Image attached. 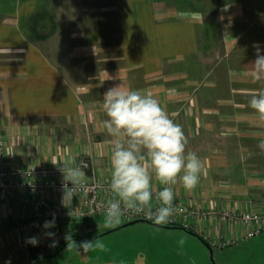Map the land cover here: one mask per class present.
I'll return each mask as SVG.
<instances>
[{"label": "crops", "instance_id": "crops-1", "mask_svg": "<svg viewBox=\"0 0 264 264\" xmlns=\"http://www.w3.org/2000/svg\"><path fill=\"white\" fill-rule=\"evenodd\" d=\"M198 1L202 6L177 9L162 0H0L7 165L62 166L86 156L87 177L108 182L112 138L102 100L121 85L151 91L202 161L199 184L190 191L175 185L176 198L197 210H263L264 116L248 101L264 91L250 71L253 45L264 54V0ZM206 7L216 15L209 21ZM152 186L163 189L155 177ZM22 206L0 196V254L10 238L16 247ZM196 221L203 235L225 228L212 218Z\"/></svg>", "mask_w": 264, "mask_h": 264}, {"label": "clouds", "instance_id": "clouds-1", "mask_svg": "<svg viewBox=\"0 0 264 264\" xmlns=\"http://www.w3.org/2000/svg\"><path fill=\"white\" fill-rule=\"evenodd\" d=\"M253 47L256 58L251 64V77L254 81L264 82V54H261L259 44ZM104 73L111 79L107 72ZM248 103L255 112L264 116V91L252 94ZM102 108L106 116L102 125L112 138L109 155L111 174L105 189L112 195L101 205L104 226L111 228L121 223L125 215H143L158 226L172 222L173 217L183 211L182 206L174 203V186L182 184L186 190H193L200 182L203 168L200 157L187 151L188 138L182 126L148 90L121 85L110 87L103 95ZM259 147L264 149V141ZM85 168L83 161L80 164L75 160L62 164L61 202L64 206H70L77 193L88 191ZM154 177L163 185L162 190L153 188ZM99 187L104 188L103 185ZM54 227L55 216L43 224L44 229ZM45 235L53 240L50 247L58 246L55 232L48 231ZM65 241L66 251L80 255L105 247L98 238L77 243L66 235ZM26 243L36 246L39 241L30 237Z\"/></svg>", "mask_w": 264, "mask_h": 264}, {"label": "built area", "instance_id": "built-area-1", "mask_svg": "<svg viewBox=\"0 0 264 264\" xmlns=\"http://www.w3.org/2000/svg\"><path fill=\"white\" fill-rule=\"evenodd\" d=\"M6 143L0 139V196L4 198L14 197L23 206L18 212V235L16 246L18 249L28 250L30 247L49 245L52 239L46 237L45 232H55V239L59 243L65 240L66 235H85L90 232L88 227L62 225L61 221H83L94 215H103L101 205L109 198L111 193L106 191L108 182L88 177V191L79 192L74 196L70 206L62 204V181L60 168L62 166H8L5 159ZM86 164L85 171L90 168L89 158L83 156L80 162ZM99 185H103L102 189ZM69 187L71 185L69 184ZM30 193L31 198L23 195ZM174 203L182 206L183 211L177 213L172 222L166 225H177L195 232L199 226L197 219L201 222L209 218L218 220L225 228L218 235L207 234L201 237L212 247H226L246 238L253 237L264 232V209L259 211L235 212L228 209H206L197 210L188 208L178 198ZM31 206V208H29ZM155 206V201H154ZM55 216V227L44 229L43 224ZM31 219L32 221H29ZM145 219L143 215H125L122 220ZM147 220V219H145ZM226 229H233L232 234H226ZM36 237L39 243L36 246L26 243L28 238ZM58 243V244H59Z\"/></svg>", "mask_w": 264, "mask_h": 264}, {"label": "rangeland", "instance_id": "rangeland-1", "mask_svg": "<svg viewBox=\"0 0 264 264\" xmlns=\"http://www.w3.org/2000/svg\"><path fill=\"white\" fill-rule=\"evenodd\" d=\"M203 1L208 6L210 5V0ZM162 2L167 7L177 9L202 6L198 0H162ZM215 3H217L216 0ZM210 8L202 9L208 13L204 15L205 21L216 17L215 13L209 10ZM58 42H65V37L59 39ZM64 44L69 45L71 49V44ZM214 48L218 50L219 54L222 51L219 44H214ZM46 54L48 55L50 52L47 51ZM76 61H80V59L77 58ZM207 62L209 63V61ZM262 85L263 82L254 81V86L262 87ZM125 222L122 220L121 223L113 227ZM63 224L66 227H88L90 232L86 235H98L113 228L104 226L103 215H94L83 221H65ZM195 233L200 237L203 235L202 231ZM11 239L12 243L4 246L2 254H0L1 263L29 264L31 261H29L30 258L26 250L15 247ZM98 239L104 243L103 249H95L80 255L74 251H66V246H64L51 257L36 259L34 264H264V232L230 246L222 248L212 246L214 263L210 259L207 247L200 239L177 229L136 223L102 235ZM53 251V249L47 250L45 255L51 254Z\"/></svg>", "mask_w": 264, "mask_h": 264}, {"label": "water", "instance_id": "water-1", "mask_svg": "<svg viewBox=\"0 0 264 264\" xmlns=\"http://www.w3.org/2000/svg\"><path fill=\"white\" fill-rule=\"evenodd\" d=\"M136 223H146V224H150V225H153V226H157V227H161V228H170V229H177V230H181V231H184V232H186V233H188V234H190V235H192V236H195V237H197L198 239H200L203 243H204V245L207 247V249H208V252H209V256H210V259H211V261L213 262V259H212V247L202 238V237H200L199 235H197L194 231H192V230H189V229H185V228H183V227H181V226H177V225H166V224H164V225H155L152 221H149V220H145V219H133V220H130V221H126L125 223H122L121 225H118V226H115V227H113V228H111V229H108V230H106V231H104V232H102V233H100V234H98V235H94V236H92V237H90V238H88V239H79V238H75V237H72V239L74 240V241H79V242H81V241H91V240H94L95 238H98V237H100V236H102V235H105V234H108V233H111V232H113V231H116V230H119V229H122V228H125V227H127V226H129V225H132V224H136ZM64 246H66V241L56 250V251H54L53 253H51V254H48V255H40V256H37V257H34L33 259H31V262H30V264H34V262L36 261V259H38V258H43V257H51V256H53V255H55L57 252H59ZM214 263V262H213Z\"/></svg>", "mask_w": 264, "mask_h": 264}, {"label": "trees", "instance_id": "trees-1", "mask_svg": "<svg viewBox=\"0 0 264 264\" xmlns=\"http://www.w3.org/2000/svg\"><path fill=\"white\" fill-rule=\"evenodd\" d=\"M214 36V34H213ZM94 235H74L73 237L75 238H79V239H88L90 237H92ZM65 242V240L61 241L58 246H56L53 250L56 251L63 243ZM53 251V252H54ZM47 252L46 248L44 246H36V247H30L28 250H27V254L30 258L29 261H31V259H33L34 257H37V256H40V255H45ZM30 264V262H29Z\"/></svg>", "mask_w": 264, "mask_h": 264}]
</instances>
